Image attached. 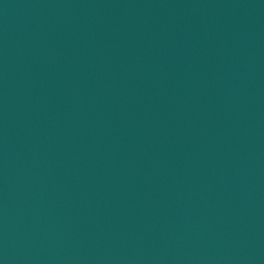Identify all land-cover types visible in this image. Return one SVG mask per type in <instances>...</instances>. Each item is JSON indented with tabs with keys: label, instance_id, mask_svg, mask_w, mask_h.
<instances>
[{
	"label": "water",
	"instance_id": "95a60500",
	"mask_svg": "<svg viewBox=\"0 0 264 264\" xmlns=\"http://www.w3.org/2000/svg\"><path fill=\"white\" fill-rule=\"evenodd\" d=\"M0 264H264V9L0 26Z\"/></svg>",
	"mask_w": 264,
	"mask_h": 264
}]
</instances>
